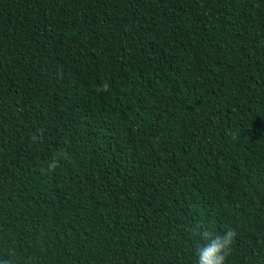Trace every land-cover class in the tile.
<instances>
[{
    "label": "trees",
    "instance_id": "trees-1",
    "mask_svg": "<svg viewBox=\"0 0 264 264\" xmlns=\"http://www.w3.org/2000/svg\"><path fill=\"white\" fill-rule=\"evenodd\" d=\"M205 228L264 264V0H0V264H196Z\"/></svg>",
    "mask_w": 264,
    "mask_h": 264
},
{
    "label": "clouds",
    "instance_id": "clouds-1",
    "mask_svg": "<svg viewBox=\"0 0 264 264\" xmlns=\"http://www.w3.org/2000/svg\"><path fill=\"white\" fill-rule=\"evenodd\" d=\"M49 167H56L55 161ZM235 236L236 232L231 229L222 236L213 235L206 228L200 231L199 237L202 243L195 251L196 264H226Z\"/></svg>",
    "mask_w": 264,
    "mask_h": 264
}]
</instances>
